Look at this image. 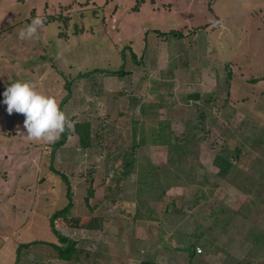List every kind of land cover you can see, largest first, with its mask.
Instances as JSON below:
<instances>
[{
    "label": "rangeland",
    "instance_id": "374dc122",
    "mask_svg": "<svg viewBox=\"0 0 264 264\" xmlns=\"http://www.w3.org/2000/svg\"><path fill=\"white\" fill-rule=\"evenodd\" d=\"M34 17L44 20L38 35L18 39ZM17 80L56 98L68 134L53 152L0 103V264H139L145 251L189 264L174 249L189 244L202 250L193 263L264 264L249 235L264 229V0H0V101ZM159 121L172 141L189 139L171 179L167 146L152 132ZM74 122L89 123V146ZM234 146L240 159L222 178L213 157ZM131 155L158 166L155 202L120 179ZM59 173L73 203L55 222L76 241L69 260L48 244L59 243L49 217L68 202ZM241 205L245 214H232L211 244L188 234L211 225L213 208ZM33 240L48 243L17 252Z\"/></svg>",
    "mask_w": 264,
    "mask_h": 264
},
{
    "label": "trees",
    "instance_id": "16d2710c",
    "mask_svg": "<svg viewBox=\"0 0 264 264\" xmlns=\"http://www.w3.org/2000/svg\"><path fill=\"white\" fill-rule=\"evenodd\" d=\"M133 7L138 8V3H135ZM119 71H122V70L121 69L114 70V71H110V73L116 74ZM192 96L197 98L199 95L195 93ZM73 127H74L75 133L78 135L79 145L81 147L89 146L90 136H91V129L89 127V123L88 122H83V123L74 122ZM167 128H168L167 122L164 123V121H159L158 128L156 129L153 128L152 132H154L155 140L154 139L153 140L155 142L165 144L167 146L168 160H166L167 165L163 167V174H165V176H167L168 179H171L169 178L171 177V175H169L171 174L170 172L171 169L169 168L168 165L171 164L174 167H176L178 166V164H180L185 159L188 153L189 139H187V136L184 135L183 138L177 139L176 141H172L170 133L167 132ZM67 134H68V126L66 125L64 132L60 134L59 138L55 142H52L51 146H52L53 152L64 144L67 138ZM240 153H241V149L240 147H237V146H234L233 149L223 148L221 151L215 153L212 163L216 167V174L222 178H225V177H228V175L231 174L233 171L235 172V165L233 163V159H238V158L240 159ZM135 160L136 159H133L132 155L129 156L128 160L126 159L124 160L122 164L124 168H123L122 176L120 179L124 181H128V179H130L133 182V184L138 185V191L141 190L142 193L145 194L144 197L147 198L148 201L155 202L156 200H158L156 194L154 193V191L156 190L155 182H156V185H158L157 189L161 193L164 192L162 188V184L164 183H161L159 182V180L157 181L156 179L157 178L156 171L158 169V166L153 165L150 162L142 163L141 161L137 162ZM134 172H135V176L137 175L135 179H133ZM59 174H61V177L66 182V195L68 197V202L62 208L54 211L49 217L50 229L52 233L58 238L59 243H48L45 241L33 240V241H30V243L29 242L21 243L22 245H19L16 249L17 252L19 248L24 247V246L26 247L29 244H33V243H46L47 244L48 243L56 251L57 256L61 259L69 260L72 258L73 254L75 253L76 241L65 235L60 234L55 229V222L58 218H69L70 209L73 205L72 200H71L70 186L67 183V177L63 173H59ZM118 180L119 179H117V181ZM152 184L153 186L151 187ZM241 188L243 187L241 186ZM243 189L246 190V187ZM90 194H92V191H90ZM250 204H253V203H250ZM241 206H240L241 207L240 211L231 210L230 208L228 209L224 206H220L219 208H213L211 210V213L209 214L212 217L211 225L202 232L197 230L195 233H192V234L188 233V234L191 237H202V236L208 235L209 241L206 243L211 244L212 239L210 240V236L213 235L214 233H217L219 230H224L225 227L229 226L232 214L233 215L235 213H239L241 215L245 214L244 208L247 205L246 206L241 205ZM174 218H175L174 220H176V215L174 216ZM194 229H197V228L195 227ZM173 233L175 234L177 232L175 231ZM249 235L252 237L251 245H253L251 246L252 248L251 252H254L257 248L258 249L263 248L264 250V229H258L257 227L252 226L249 230ZM171 239H172V236H169L168 240H171ZM162 242L163 241H161V243ZM174 249L186 250L189 256V264H198V262H195V263L192 262V258L195 257V255L196 256L198 255V253L196 252L195 245L194 246L192 245V247H190V244L185 245V246L174 245ZM13 264H16V263H13ZM139 264H163V263L158 262L156 260L154 252L152 253V252L145 251V254L141 256L140 258ZM245 264H253V263L247 260L245 261Z\"/></svg>",
    "mask_w": 264,
    "mask_h": 264
},
{
    "label": "clouds",
    "instance_id": "9594fccd",
    "mask_svg": "<svg viewBox=\"0 0 264 264\" xmlns=\"http://www.w3.org/2000/svg\"><path fill=\"white\" fill-rule=\"evenodd\" d=\"M43 23L42 18L34 17L30 24L19 29L18 39L35 38ZM2 96L0 103L7 106L8 114H24L23 126L29 139L55 142L69 123L56 98L37 91L28 81L17 80L10 83Z\"/></svg>",
    "mask_w": 264,
    "mask_h": 264
},
{
    "label": "built area",
    "instance_id": "2783aa9c",
    "mask_svg": "<svg viewBox=\"0 0 264 264\" xmlns=\"http://www.w3.org/2000/svg\"><path fill=\"white\" fill-rule=\"evenodd\" d=\"M201 251H202L201 248L196 246V252H201Z\"/></svg>",
    "mask_w": 264,
    "mask_h": 264
},
{
    "label": "crops",
    "instance_id": "0c3cea01",
    "mask_svg": "<svg viewBox=\"0 0 264 264\" xmlns=\"http://www.w3.org/2000/svg\"><path fill=\"white\" fill-rule=\"evenodd\" d=\"M88 86H90L92 83H91V81H88V83H86Z\"/></svg>",
    "mask_w": 264,
    "mask_h": 264
}]
</instances>
